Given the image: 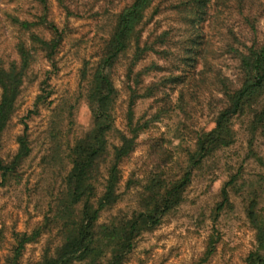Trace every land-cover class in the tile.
I'll return each mask as SVG.
<instances>
[{
	"label": "trees",
	"instance_id": "trees-1",
	"mask_svg": "<svg viewBox=\"0 0 264 264\" xmlns=\"http://www.w3.org/2000/svg\"><path fill=\"white\" fill-rule=\"evenodd\" d=\"M33 1L41 8L35 22L9 15L15 25L30 32V44L20 41L17 45L19 61L6 66L0 59V187L21 176L20 169L33 152L28 120L39 113L40 105L47 104L52 96L47 76L40 83L35 109L22 120L24 130L17 138L16 154L10 160L2 157L3 134L17 111L29 70L40 54L55 69L56 56L66 35V29L52 17V0ZM54 2L66 20L82 17L72 0ZM251 3V0H131L120 9L110 36L101 39L93 66L89 68L91 62H86L82 70L81 84L87 83L82 97L91 114L92 126L76 137L73 144H68L66 150L59 142L60 133L52 129L57 144L44 161L51 167H61V182L58 188L49 191L46 211L33 227L27 226L23 231L14 229L6 239V225L3 224L0 243L7 242L8 246L2 264H22L28 247L38 244L44 237L53 238L56 245H49L37 264H128L139 239L156 231L184 204L194 173L218 152L237 143L235 120L242 121L254 153V141L258 136H264V42L257 38L258 15ZM211 6L217 8L216 17L223 9L236 11L255 36L251 44L243 45L234 30H230L233 43L228 45V51L239 62L238 82L219 78L222 98L214 112L213 127L196 132L194 146L185 149V160L175 163L174 154L165 140L153 139L151 131L156 122L175 109L167 89L181 87L177 108L186 120H191L190 104L186 101L187 87L193 88L195 95V87L208 73L206 65L200 72L196 67L205 57L206 42L201 29L208 21L216 19L209 15ZM164 11L175 12L180 17L188 26L189 37L174 42L172 29L161 32L156 29L144 38L155 18ZM109 12L110 7L104 11L105 14ZM38 26L44 27L49 37L34 33L33 28ZM174 47L184 51L176 69L169 70L154 62L138 70L140 63L151 54L161 60H170L176 53ZM181 67H184L182 72H178ZM120 69H123V90L115 84ZM153 70L167 74L158 81L147 82L146 77ZM50 73L46 72L47 75ZM123 93L125 100L119 108L123 110L124 127L119 129L116 126L117 109ZM146 99L153 101L156 111L149 120H136V106ZM52 103L50 101L49 105ZM189 122H184L185 130L190 129ZM143 135L148 136L150 146L147 161L132 174L122 191L124 167L143 143ZM174 164L180 166L179 173L174 170ZM239 173L223 186V199L216 208V219L230 202L229 188H237ZM249 188L246 213L256 233L257 244L246 257L245 264H264V206L261 202L264 189L260 184H252ZM133 191H136V208L130 212L120 211L107 222H99L102 212L112 209ZM219 244L220 235L214 228L206 241L205 251L192 264H209L217 254Z\"/></svg>",
	"mask_w": 264,
	"mask_h": 264
},
{
	"label": "rangeland",
	"instance_id": "rangeland-1",
	"mask_svg": "<svg viewBox=\"0 0 264 264\" xmlns=\"http://www.w3.org/2000/svg\"><path fill=\"white\" fill-rule=\"evenodd\" d=\"M72 1L75 8L82 13V17L66 20L52 0V17L61 28L66 29L64 41L56 56V68L53 69L42 54L37 56L25 80L17 111L3 134L1 155L10 160L19 147L17 138L24 130L22 120L29 111L35 109V102L40 94V83L49 76L48 89L52 94L49 102L53 103L40 105L39 113L28 120L33 152L24 161L20 169L21 176L12 179L5 187H0V229L3 224L6 225V239L10 238L12 230L23 231L27 226L33 227L42 219L49 202V191L58 188L61 182V167H51L44 161L57 144L51 133L52 129L60 133L59 142L64 145L62 149L66 150L68 144H73L76 137L91 128L92 117L82 97L87 85L86 82L81 84L82 70L86 62H91L89 68L93 66L101 39L110 36L116 15L131 0ZM251 2V8L258 15L257 38L264 42V0ZM108 7L111 12L105 14L104 11ZM216 9L215 6L210 7L209 15H214L216 19L208 21L201 29L206 42L205 57L199 60L196 67V71L200 72L206 65L208 73L205 74L204 81L195 87V95L194 89L187 87L189 91L186 93V101L190 104V122L177 108L181 87H176V90L167 89L175 109L156 122L151 131L153 139L165 140L166 146L174 154L175 163L185 160V149L194 146L196 132L213 127L214 112L222 98L219 78H227L235 84L238 82L239 62L228 51V45L233 43L230 30H234L243 45L251 44L255 36L241 21L236 11L223 9L216 17ZM0 10V59L7 66L19 61L17 45L20 41L30 44V32L15 25L9 15L16 16L19 20L35 22L41 8L33 0H0ZM156 29L158 32L172 29L174 42L184 41L185 37H189L188 26L171 11H164L156 17L144 38ZM33 32L49 37L42 26L33 28ZM235 46L241 47L239 44ZM174 50L176 53L170 60H161L151 54L140 63L138 70L154 62L169 70L176 69L184 51L180 47H174ZM181 68L178 72H182L184 67ZM46 72L51 73L47 75ZM165 74L167 73L153 70L146 77V81H158ZM122 75L123 69H120L115 78L119 90H123ZM123 100L124 93L117 109L116 126L119 129L124 127L123 110L119 108ZM153 105V101L149 99L140 101L135 109V119L152 118L156 111ZM184 122H189V130H185ZM234 124L238 132L237 143L218 152L201 170L194 173L184 204L156 231L146 233L139 239L128 264H192L205 251L206 241L214 228L219 232L220 244L217 254L209 264H245L246 257L257 244L256 233L246 213V195L252 184H260L264 189V136H258L254 141L253 153L242 121L235 120ZM141 138L143 143L131 162L124 167L122 191L132 174L137 173L147 161L150 147L147 144L148 136L143 135ZM174 170L179 173L180 166L174 164ZM238 172L237 188H229L230 202L216 219V208L223 199L222 188ZM135 192L126 194L112 209L102 212L99 222H107L120 211L130 212L136 208ZM261 202L264 206V196ZM53 241V238L44 237L38 244L29 246L22 264H37L45 249L49 245H56ZM7 246V242L0 243V264L7 253Z\"/></svg>",
	"mask_w": 264,
	"mask_h": 264
}]
</instances>
